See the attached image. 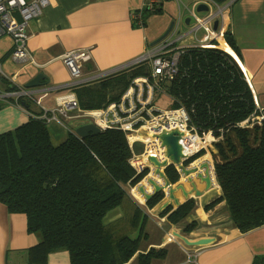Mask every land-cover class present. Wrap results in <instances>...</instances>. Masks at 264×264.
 <instances>
[{
    "label": "trees",
    "instance_id": "16d2710c",
    "mask_svg": "<svg viewBox=\"0 0 264 264\" xmlns=\"http://www.w3.org/2000/svg\"><path fill=\"white\" fill-rule=\"evenodd\" d=\"M157 5L154 12L159 14L163 1ZM224 37L240 56L233 33L227 31ZM143 67L135 65L76 87L81 107L101 108L119 99L131 80L145 73ZM164 85L176 97L173 106L182 102L201 130L226 137L215 144L221 156L215 169L223 195L210 205L224 199L240 232L264 225V121L254 130L239 125L254 112L255 98L237 60L219 47H183L178 71ZM48 123L34 113L15 129L0 133V202L11 213L25 214L28 231L41 237L28 249V264H47L49 254L60 250L69 252L71 264H125L136 254L139 264L164 258V247L139 252L147 213L130 190L143 174L131 166L126 133L108 128L82 138L71 130L64 140L54 142ZM166 175L171 183L179 177L174 165L166 168ZM128 196L137 206L130 223L138 222V227L106 222ZM163 197V191L154 194L148 206L155 207ZM193 208L189 199L159 213L188 233L196 227L187 221ZM254 264H264V256Z\"/></svg>",
    "mask_w": 264,
    "mask_h": 264
},
{
    "label": "crops",
    "instance_id": "0c3cea01",
    "mask_svg": "<svg viewBox=\"0 0 264 264\" xmlns=\"http://www.w3.org/2000/svg\"><path fill=\"white\" fill-rule=\"evenodd\" d=\"M150 1L57 0L45 9L43 16L28 24V47L34 55L35 63L21 64L13 61L14 39L10 35L1 37L0 67L3 75L0 74V133L15 129L28 121L34 113L42 112L41 106L29 96L17 94L16 91L20 88L36 92L37 97L42 96L45 90L47 95L42 98V104L48 109L55 107L58 96L70 92L77 96L75 88L78 86L73 90L68 87L52 90L72 80L70 69L63 60L66 52L89 49L91 58L83 68L85 76L111 72L130 65L140 57L172 23L174 24L181 11L186 16L176 0H157L163 1L162 12L158 14L146 10L143 13L142 26L135 19L134 13ZM226 22L227 31L233 33L236 41L239 58L244 65L254 98L264 107V0L233 1L227 10ZM39 73L45 75L41 85L29 88L27 84ZM8 86L15 89L6 91ZM76 122L84 124L88 119L75 118L65 123L50 121L48 128L53 141L64 140L69 131H74ZM132 155L137 154L132 150ZM195 157L198 163L208 161L213 186L205 190V183L196 179L198 189L204 193L201 196L192 194L189 197L194 201V208L187 221L195 222L196 227L188 233L184 232L183 226L174 225L167 220V216L159 213L160 206L168 200L165 194L161 202L151 210L147 200L142 195L141 199L137 197L136 190L132 191L131 187V196L144 206L141 208L147 213L146 236L140 241L139 252H147L151 247L166 248V256L153 259L151 264H254L258 256H264V225L240 232L231 221V212L224 199L211 206L210 203L223 195L215 169V163L221 156L218 148L213 145L200 150ZM174 167L179 177L173 184L184 183L188 191L191 188L186 182L188 176L181 175L179 168ZM148 173L149 176L153 174ZM155 179L161 181L158 176ZM151 188L148 186V191H151ZM175 195L181 204L187 201L181 190ZM131 196L106 216V222L115 223L114 227H138V222L130 223L137 209ZM171 205L177 207L173 202ZM149 227H154V231ZM175 230L192 239L216 237L217 242L201 248L183 247L169 240L170 233ZM133 233L137 234L138 228L133 229ZM40 239V234L28 231L25 214L11 213L7 206L0 202V264H28V249ZM138 255L125 264H139ZM47 264H71L69 252L60 250L50 253Z\"/></svg>",
    "mask_w": 264,
    "mask_h": 264
},
{
    "label": "built area",
    "instance_id": "2783aa9c",
    "mask_svg": "<svg viewBox=\"0 0 264 264\" xmlns=\"http://www.w3.org/2000/svg\"><path fill=\"white\" fill-rule=\"evenodd\" d=\"M56 1L0 0V38L10 35L14 39L12 50L13 61L21 64L36 62L33 53L28 47L30 35L28 34L27 27L30 21L43 16L45 9ZM176 1L184 9L186 16L181 11L178 19L174 21L169 34L163 40L146 49L140 57L126 67L111 72H104L96 76H85L83 68L85 63L91 58L89 49L82 48L65 53L63 60L70 69L72 80L70 83L54 87L52 90L67 87L73 90L76 86L91 83L127 67L135 65L145 66V73L134 77L119 99L101 108L85 109L81 107L76 94L70 92L58 96L55 107L48 109L42 104V98L47 95L45 90V92L43 91L44 94L40 97L36 96V92L27 91V89L17 94L27 95L41 106L42 112L40 115L48 122L56 120L65 123L75 118L88 119V122L94 123L101 130L117 128L124 131L130 147H132L135 141L144 142L146 144L144 153L132 155L130 159L131 166L138 175L143 174L147 170L148 172H153L154 166L150 161V157L152 156L158 158L160 161H170L165 155V147L163 146L161 135L164 132H172L174 130L178 132L179 143L182 146V164L185 167H197L200 170V165L208 161L203 160L198 163L195 156L200 150L207 149L217 142L224 143L226 137L223 133L218 135L212 129L201 130L192 122L190 112L182 102L178 106H173V103H176V97L166 90L164 84L168 83L178 71L180 49L188 46H214L222 48L237 60L245 75L246 72L239 55L224 37L228 30L226 22L227 10L229 5L235 0H193L195 3L194 7L190 0L183 2L180 0ZM157 4V0H151L141 10L134 13L135 19H137L140 25L143 26L144 8L147 7L149 10L155 11L158 6ZM200 5H205L207 10L199 11L198 7ZM187 19H189V23H186ZM216 20H218L219 25L217 30H214L213 26ZM183 24L188 26L184 31L182 28ZM202 31L204 33L201 37L195 34ZM192 34L194 37L193 42L184 43L183 38ZM0 74L3 75L1 67ZM161 97H167L171 102L170 106L162 107L156 104L155 100ZM263 121L264 107L255 100L254 112L248 118L241 120L239 125L249 130H254L255 126L261 125ZM174 166L178 167L177 165ZM179 171L181 175H185L180 168ZM146 173L141 178L142 180L132 187V191L136 190L138 192V184L143 181L144 183L147 182L149 173L148 175ZM146 185L147 189L148 186L151 187L149 184ZM153 209L151 208V210ZM169 240L175 241L185 247L171 233Z\"/></svg>",
    "mask_w": 264,
    "mask_h": 264
},
{
    "label": "water",
    "instance_id": "95a60500",
    "mask_svg": "<svg viewBox=\"0 0 264 264\" xmlns=\"http://www.w3.org/2000/svg\"><path fill=\"white\" fill-rule=\"evenodd\" d=\"M199 11L207 10L205 5H200L198 7ZM186 23H189V19L186 20ZM218 20L214 22L213 29L217 30L218 28ZM173 27V23L168 27V29L161 35L153 44L163 40L171 31ZM45 78L44 73H39L35 76L31 81L27 84L29 88L38 87L41 85V80ZM74 131L80 137L84 138L91 134H97L102 132L100 128H98L92 122H86L84 124H80L79 122L75 123ZM161 140L163 142V146L165 147V155L170 159V161L163 160L160 161L158 158L152 156L150 157V161L154 166L153 176H149L147 178V182L151 187V191H148L146 183H139L137 186L138 192L145 198V200L150 199L154 194L163 191L167 197V201H165L161 206L160 210L165 209L173 202L176 206H180L181 202L176 197V192L181 190L185 199L188 200L190 195L195 194L196 196L203 195V191L198 189V183L196 179H199L201 183H205V190H209L213 186V180L210 174V165L208 162H203L200 166V170L197 167H185L182 164L181 157L182 154V146L179 143V135L176 130L172 132H164L161 135ZM171 165H177L186 176H188L186 182L190 184V189L187 191L184 183L173 184L169 180L166 175V168ZM164 167V169H162ZM148 171V170H147ZM146 172L143 173V176ZM158 176L161 181H157L155 178ZM172 234L178 238L182 243L187 247L193 248H201L205 246H209L217 242L216 237H199L196 239H192L186 235H183L179 231H172Z\"/></svg>",
    "mask_w": 264,
    "mask_h": 264
},
{
    "label": "rangeland",
    "instance_id": "374dc122",
    "mask_svg": "<svg viewBox=\"0 0 264 264\" xmlns=\"http://www.w3.org/2000/svg\"><path fill=\"white\" fill-rule=\"evenodd\" d=\"M191 2H192V6L194 7V5H195V3H194V1L193 0H190ZM182 28H183V31L186 29V28H188V26L186 25V24H183V26H182ZM22 90H25V89H18L16 92L17 93H21V91ZM29 90V89H28ZM42 91H43V89H42ZM155 103L156 104H158V105H160V106H162V107H166V106H170V100L167 98V97H161V98H159V99H156L155 100ZM89 119H91V118H89ZM145 149H146V144L144 143V142H142V141H135L134 143H133V145H132V150L134 151V153H136V154H141V153H144V151H145ZM107 219V218H106ZM149 229L150 230H153L154 231V227H149ZM172 234V233H171ZM173 235V234H172ZM132 236L135 238H137V236L138 235H136L135 233L134 234H132ZM174 236V235H173ZM175 237V236H174ZM176 238V237H175ZM176 240L180 243V242H182V241H180L178 238H176Z\"/></svg>",
    "mask_w": 264,
    "mask_h": 264
},
{
    "label": "bare ground",
    "instance_id": "6f19581e",
    "mask_svg": "<svg viewBox=\"0 0 264 264\" xmlns=\"http://www.w3.org/2000/svg\"><path fill=\"white\" fill-rule=\"evenodd\" d=\"M203 33L204 32L202 31V32H196L195 34H197L199 37H201L203 35ZM193 40H194L193 34L188 36V37L183 38L184 43H192ZM135 195L141 199V194L138 193L137 191H135Z\"/></svg>",
    "mask_w": 264,
    "mask_h": 264
}]
</instances>
